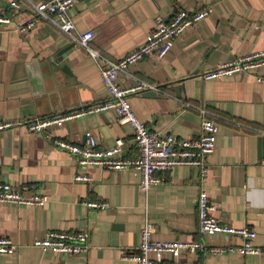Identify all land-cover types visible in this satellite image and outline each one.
Masks as SVG:
<instances>
[{"label": "crops", "instance_id": "1", "mask_svg": "<svg viewBox=\"0 0 264 264\" xmlns=\"http://www.w3.org/2000/svg\"><path fill=\"white\" fill-rule=\"evenodd\" d=\"M12 1L0 0V12L14 21L0 29V122L55 116L107 100L99 66L59 28L42 22L26 33L16 30L33 18L31 4L45 0H18L19 7ZM208 7L213 12L177 38L166 57H148L118 78L122 87L133 85L135 76L162 91L130 96L134 111L152 131L195 138L204 118L198 108L216 116L219 131L208 180L202 182L197 167L177 166L157 172L163 182L144 192L134 170L82 167L73 153L53 143L52 137L83 146L84 134L91 132L100 147H113L121 139L122 155L138 158L132 126L120 123L112 110L79 116L47 134L26 128L0 133V182L33 186L32 192L48 197L43 207L0 204V236L20 245L14 255L0 254V264H136L132 256L139 253L147 221L156 226L160 240L242 244L238 237L200 232L202 189L223 224L256 231L254 244L262 254H165L157 264H264V143L259 142L264 137V84L249 73L203 78L220 64L264 50V0H83L70 14L80 32L96 33V51L119 61L147 41L158 18L170 20L180 10ZM77 174L90 181L76 180ZM89 202H106L108 208ZM81 230L90 235L86 254L59 255L34 246L51 232Z\"/></svg>", "mask_w": 264, "mask_h": 264}, {"label": "built area", "instance_id": "2", "mask_svg": "<svg viewBox=\"0 0 264 264\" xmlns=\"http://www.w3.org/2000/svg\"><path fill=\"white\" fill-rule=\"evenodd\" d=\"M28 1V0H24ZM83 0H45L32 3L34 16L26 24L16 27V30L26 33L36 28L42 22L53 24L64 32L74 46L84 48L95 60L101 71V77L109 91V97L102 103L85 108L75 109L63 114L37 117L25 121L6 120L0 122V133H7L14 129L26 128L38 134H47L49 128L61 127L85 114H95L101 111L112 110L117 113L122 124H130L134 130V138L140 156L136 159L126 158L122 155L124 141L117 140L115 146L102 148L98 145L95 136L86 132L83 146L71 141L52 137L53 143L75 155L80 166L99 165L104 169L125 171L134 170L141 176L139 189L148 192L154 185L163 182L157 175L159 171H171L177 166L197 167L201 172L202 182H206L210 173L209 158L215 151L219 126L215 122V115L205 108H198L203 115L201 130L197 137L181 139L172 134L150 130L140 120L134 111L130 96L136 93L154 91L162 93L157 85L131 76L134 84L122 87L118 78L122 73H128L130 66L137 64L148 57L164 58L172 50L174 41L196 23L203 21L212 12L208 7L199 12L180 10L170 20L158 18L155 30L149 35L147 41L127 54L119 61H112L104 57L92 47L96 36L93 30L80 32L71 17L73 8ZM13 7H19L20 2L13 0ZM14 23L12 16L0 12V29ZM239 73L254 75L256 80L264 84V50H259L241 56L230 62L220 64L213 70L203 74L206 80H219L230 78ZM185 106L194 107L190 103ZM51 137V136H50ZM76 180L90 181L86 174H77ZM33 186L23 185L22 188L9 183L0 182V204H18L24 206L43 207L48 197L39 194ZM89 206L99 209L108 208L106 202H89ZM215 209L208 192L202 189L198 198V217L200 232L208 237L233 236L242 240L240 245L210 246L201 241H167L155 238L156 226L147 221L141 230V243L139 253L132 256L136 264H157L165 254L180 257L183 253L226 254L236 253L241 256L262 254V250L255 246L257 233L254 229L233 227L223 224L214 214ZM88 230L77 232H51L46 238L35 241L34 246L44 252L55 254L79 255L90 250ZM20 245L10 238L0 236V254L14 255ZM58 264V263H56Z\"/></svg>", "mask_w": 264, "mask_h": 264}, {"label": "water", "instance_id": "3", "mask_svg": "<svg viewBox=\"0 0 264 264\" xmlns=\"http://www.w3.org/2000/svg\"><path fill=\"white\" fill-rule=\"evenodd\" d=\"M73 46H74V45H73ZM67 72H69V71H67ZM180 89H181V86L178 85V86L176 87V90H177L179 96H181V94H180ZM146 92H148V94L155 95V94H153V93H150L151 91H146ZM259 142L264 143V137H260Z\"/></svg>", "mask_w": 264, "mask_h": 264}]
</instances>
